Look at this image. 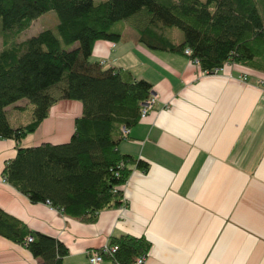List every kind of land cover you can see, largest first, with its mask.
Returning <instances> with one entry per match:
<instances>
[{
    "label": "crops",
    "instance_id": "crops-1",
    "mask_svg": "<svg viewBox=\"0 0 264 264\" xmlns=\"http://www.w3.org/2000/svg\"><path fill=\"white\" fill-rule=\"evenodd\" d=\"M121 30L116 42L97 41L91 58L151 84L153 109L118 145L147 169L133 163L122 203L101 208L94 219L32 201L8 183L2 170L18 147L70 140L82 105L61 100L20 142L0 138V208L63 242V264H93L87 251L121 233L149 240L142 264H264V73L237 63L204 73L186 55L148 47L128 25ZM168 38L182 41L173 30ZM19 101L5 108L18 126L28 122L17 123L16 111L29 107ZM0 264L40 258L0 233Z\"/></svg>",
    "mask_w": 264,
    "mask_h": 264
},
{
    "label": "trees",
    "instance_id": "trees-1",
    "mask_svg": "<svg viewBox=\"0 0 264 264\" xmlns=\"http://www.w3.org/2000/svg\"><path fill=\"white\" fill-rule=\"evenodd\" d=\"M50 10L58 19L55 31L6 41L0 49V138L20 142L61 100L80 102L81 115L67 143L18 147L2 176L32 201L48 200L75 217L94 219L101 208L121 204L130 166L147 169L118 145L126 137L120 128L141 119L152 86L129 72L125 78L120 70L103 69L91 58L97 41H118L127 21L152 49L185 55L189 48L187 57L208 73L226 62L264 73V0H0V33L16 37ZM173 28L182 33L180 43L168 38ZM20 99L31 105V120L12 127L5 108ZM0 233L24 243L40 264H63L68 252L57 238L28 229L1 208ZM107 243L117 245L113 253L103 251L111 264H132L150 246L144 235L127 233Z\"/></svg>",
    "mask_w": 264,
    "mask_h": 264
},
{
    "label": "rangeland",
    "instance_id": "rangeland-1",
    "mask_svg": "<svg viewBox=\"0 0 264 264\" xmlns=\"http://www.w3.org/2000/svg\"><path fill=\"white\" fill-rule=\"evenodd\" d=\"M133 21V20H132ZM58 19L57 16L55 14V12L53 10H50L42 15H40L39 17H37L36 19H34L32 21V23L30 24V26L28 28H26L25 30H23L22 32H20L16 37H13L14 35H9V37H5L0 33V49L3 47V45L7 42H21L33 35L38 34L41 30L43 29H52L53 31L56 30V25H57ZM126 25H130L128 24V22H124L122 23L121 26L125 27ZM0 30H1V24H0ZM173 33L177 34L178 36H182V33L179 29L177 28H173ZM27 100L26 99H20L19 104L21 105H26L27 104ZM29 104V102H28ZM31 105L29 104V107L27 109H23L20 111H16L17 113L15 114V116L18 117V121L21 122H17L19 124H25L27 122H29L31 120V111H30ZM8 117L10 119V123L12 126H15L16 124V119H14V115L11 116L8 113ZM18 126V125H16ZM20 126V125H19Z\"/></svg>",
    "mask_w": 264,
    "mask_h": 264
},
{
    "label": "built area",
    "instance_id": "built-area-1",
    "mask_svg": "<svg viewBox=\"0 0 264 264\" xmlns=\"http://www.w3.org/2000/svg\"><path fill=\"white\" fill-rule=\"evenodd\" d=\"M184 53L186 56H188L191 53V50L189 48H186L184 50ZM190 62L195 63V64H199L197 59H190ZM231 62H226L223 64V66L219 69H216L214 72H218V71H225L226 67L230 64ZM204 73H208L206 71L203 70ZM242 79L245 80V77L242 76ZM261 83H264L262 80H260ZM154 103H155V96L154 95H150L148 98H146L140 105V116L141 118H144L146 115H148L150 113V111L153 109L154 107ZM129 132V128L126 126H122L121 127V134L123 136H127ZM121 165V163H120ZM33 238L32 235H27L26 240L29 241ZM117 249V245L116 244H111L108 245V243L104 244L102 246V248L100 249H96V248H91L87 251L88 253V259L90 262H92L93 264H101L103 261V251L107 252V253H113L115 250ZM146 254H141L138 255L134 258V261L132 264H142L144 261Z\"/></svg>",
    "mask_w": 264,
    "mask_h": 264
}]
</instances>
